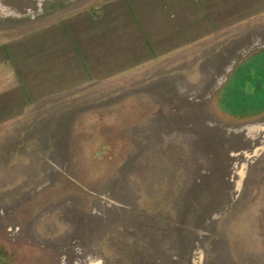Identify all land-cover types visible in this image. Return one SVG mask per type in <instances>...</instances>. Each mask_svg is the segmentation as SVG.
<instances>
[{
	"label": "rangeland",
	"instance_id": "obj_1",
	"mask_svg": "<svg viewBox=\"0 0 264 264\" xmlns=\"http://www.w3.org/2000/svg\"><path fill=\"white\" fill-rule=\"evenodd\" d=\"M97 1L0 0V41ZM231 48L158 78L11 101L0 264H264V40Z\"/></svg>",
	"mask_w": 264,
	"mask_h": 264
},
{
	"label": "crops",
	"instance_id": "obj_2",
	"mask_svg": "<svg viewBox=\"0 0 264 264\" xmlns=\"http://www.w3.org/2000/svg\"><path fill=\"white\" fill-rule=\"evenodd\" d=\"M241 10L244 17L234 18ZM48 12L16 41H0L1 126L11 101L26 109L133 74L158 78L184 68L185 61L217 60L222 52L224 59L228 46L225 60H231L235 39L264 40V7L235 6L233 0H98L92 7Z\"/></svg>",
	"mask_w": 264,
	"mask_h": 264
}]
</instances>
